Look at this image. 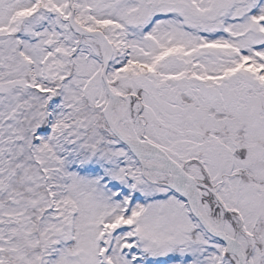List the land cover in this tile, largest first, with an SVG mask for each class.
I'll return each instance as SVG.
<instances>
[{"label": "snow or ice", "instance_id": "6c2138e0", "mask_svg": "<svg viewBox=\"0 0 264 264\" xmlns=\"http://www.w3.org/2000/svg\"><path fill=\"white\" fill-rule=\"evenodd\" d=\"M0 264H264V0H0Z\"/></svg>", "mask_w": 264, "mask_h": 264}]
</instances>
